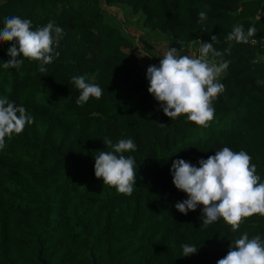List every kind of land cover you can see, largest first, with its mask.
<instances>
[{"label":"trees","instance_id":"trees-1","mask_svg":"<svg viewBox=\"0 0 264 264\" xmlns=\"http://www.w3.org/2000/svg\"><path fill=\"white\" fill-rule=\"evenodd\" d=\"M140 13L143 26L165 36L183 53L194 40L211 42L229 67L220 76L225 90L214 100V119L197 126L186 116L166 117L148 93L147 67L139 63L131 39L106 17V6ZM198 11L207 19L198 22ZM19 16L32 30L50 20L63 29L59 57L38 71L24 59L19 70L3 63L12 42L0 44V98L24 106L34 123L6 140L0 150V264H217L245 232L264 240V217L253 215L232 231L221 218L202 225V206L183 215L187 199L170 169L183 159L199 167L223 147L246 151L264 182V0H0L4 20ZM256 33L243 44L227 41L235 25ZM23 59V57H20ZM219 60V58H218ZM86 75L104 91L77 106L80 91L72 77ZM163 124L164 126H161ZM131 138L136 178L131 196L103 185L94 157ZM198 248L182 255L181 245Z\"/></svg>","mask_w":264,"mask_h":264},{"label":"clouds","instance_id":"clouds-1","mask_svg":"<svg viewBox=\"0 0 264 264\" xmlns=\"http://www.w3.org/2000/svg\"><path fill=\"white\" fill-rule=\"evenodd\" d=\"M197 15L200 23L207 19L205 11H198ZM255 33L254 27L245 32L243 26L237 24L227 36V41L246 45L255 43V40H250ZM62 34L63 29L55 21L50 20L45 26L32 30V22L28 19L19 16L5 18L0 30V44H12L7 51L11 59L3 63V68L19 70L24 59H28L39 62L38 71L44 73L47 71L45 66L60 55L56 49ZM216 40L214 35L211 42L194 40L199 44L198 55L182 54L183 41H179L180 50L169 47L158 66L147 68L148 93L169 119L184 115L188 121L203 127L214 119L213 102L225 90L220 76L231 63L223 59L225 53L231 54V44L221 52L213 46ZM72 83L80 91L77 106H83L90 98L100 99L103 95L104 90L90 82L86 75L73 76ZM261 83L264 81L258 79L257 84ZM32 123L34 117L24 106L0 98V150L6 147V140L21 134L26 125ZM103 142L111 151H99L94 157L95 177L102 179L103 185L114 187L118 194L131 196L136 161L124 153L135 152L136 143L131 138L119 139L115 143L105 138ZM251 160L246 151L223 147L206 160H200L199 167L183 159L173 161L170 169L172 182L178 191L187 194V199L175 204L176 210L187 215L202 206L201 228H207L222 218L233 232L246 218L257 214L264 217V182H261L257 166ZM181 248L185 257L198 251L197 247L189 244H183ZM217 264H264V240L259 235L250 239L245 232L231 243L227 255Z\"/></svg>","mask_w":264,"mask_h":264},{"label":"rangeland","instance_id":"rangeland-1","mask_svg":"<svg viewBox=\"0 0 264 264\" xmlns=\"http://www.w3.org/2000/svg\"><path fill=\"white\" fill-rule=\"evenodd\" d=\"M106 17L113 23H117L122 30L131 39L134 47V53L139 58L142 66L159 65V60L163 58L166 50L171 46L164 35L151 31L143 26L144 17L140 13H134L125 6L113 5L106 6ZM198 43H192L182 54H197ZM224 72L221 74L223 75Z\"/></svg>","mask_w":264,"mask_h":264},{"label":"water","instance_id":"water-1","mask_svg":"<svg viewBox=\"0 0 264 264\" xmlns=\"http://www.w3.org/2000/svg\"><path fill=\"white\" fill-rule=\"evenodd\" d=\"M43 248L42 246L39 247L37 252V261L39 264H48L42 257ZM90 257H91V264H97V258L93 255L92 251H90Z\"/></svg>","mask_w":264,"mask_h":264}]
</instances>
